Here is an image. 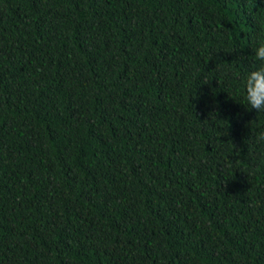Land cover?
<instances>
[{
  "label": "trees",
  "instance_id": "trees-1",
  "mask_svg": "<svg viewBox=\"0 0 264 264\" xmlns=\"http://www.w3.org/2000/svg\"><path fill=\"white\" fill-rule=\"evenodd\" d=\"M264 0H0V264H264Z\"/></svg>",
  "mask_w": 264,
  "mask_h": 264
},
{
  "label": "clouds",
  "instance_id": "clouds-1",
  "mask_svg": "<svg viewBox=\"0 0 264 264\" xmlns=\"http://www.w3.org/2000/svg\"><path fill=\"white\" fill-rule=\"evenodd\" d=\"M254 59L258 65L247 72L242 80L243 95L249 109L264 112V39L253 48ZM264 141V134L257 137Z\"/></svg>",
  "mask_w": 264,
  "mask_h": 264
}]
</instances>
